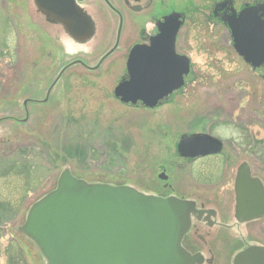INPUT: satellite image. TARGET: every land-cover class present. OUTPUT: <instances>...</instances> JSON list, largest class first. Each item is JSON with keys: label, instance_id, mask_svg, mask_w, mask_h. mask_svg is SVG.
<instances>
[{"label": "rangeland", "instance_id": "obj_1", "mask_svg": "<svg viewBox=\"0 0 264 264\" xmlns=\"http://www.w3.org/2000/svg\"><path fill=\"white\" fill-rule=\"evenodd\" d=\"M27 6L28 0H0V118L9 117L0 120V200H4L0 205L6 206L9 202L7 212L0 214L5 216L0 224V264H46L19 227L29 207L56 187L64 168L88 183L130 185L145 193L159 191L168 194L169 190L162 188L163 182L157 177L160 170L155 168L167 154L161 147L168 145L172 148L180 131L187 127L191 129L189 131H197L199 121H206L209 115L221 113L222 109L228 113L231 106L227 105V99L237 94H242L239 99L246 104V111L255 113V98L260 97L261 91L245 84L227 89L225 76H236L228 69L238 62L232 58L226 64L221 59L223 68L215 73L216 84L191 88L186 91L188 96L181 95L178 103L168 108L162 106L151 110L118 105L119 116L114 119L110 102L104 101L108 106L97 105L92 99L82 98L79 83L84 73L76 71L81 69L77 65L67 69L52 89L54 97L50 114L47 104L27 103L30 114L26 116L22 101L42 97L59 68L81 56V52L75 51L63 39H54L47 33L43 36L42 32L35 35L33 10ZM193 60L196 69L208 67L205 57L196 55ZM87 75L89 79L94 76ZM245 75L260 78L258 73L248 69ZM38 79L40 86L35 87ZM64 82L73 84L71 94L63 95L65 89L60 87ZM35 88L40 90L33 94ZM90 91L96 93V90ZM240 108L235 112L239 113ZM96 111L100 113L96 114L98 118ZM162 113L167 115L168 122L160 117ZM222 136L233 139L229 132ZM198 165L181 163L172 166L168 171V182L177 192L194 195L195 189L188 187L193 185L194 171L201 165L211 167L207 162ZM203 193L208 192L204 190ZM199 231L206 244L191 232L194 239L191 250L199 249L206 257L211 254L214 264H231L232 253L243 245L240 241L225 243L216 237L210 242L203 229ZM240 232L246 241L264 244V235L256 232L245 235L243 229ZM20 244L27 260L23 250L21 253L18 248Z\"/></svg>", "mask_w": 264, "mask_h": 264}, {"label": "flooded vegetation", "instance_id": "obj_2", "mask_svg": "<svg viewBox=\"0 0 264 264\" xmlns=\"http://www.w3.org/2000/svg\"><path fill=\"white\" fill-rule=\"evenodd\" d=\"M45 3L47 2L28 0L27 7L33 10L35 35L39 36L42 32L43 36L47 33V36L54 39H63L74 47L75 51L81 52V56H77L59 68L42 97H30L22 101V109L26 116L30 114L27 103L47 104V111L50 114L54 97L52 89L58 84L64 72L72 66H80L81 69L76 71L84 73L79 83L82 98L92 99L97 105L101 103L107 105L104 101L110 102L114 111L112 117L116 119L119 116L118 105L129 108L144 107L151 110L162 106L171 107L178 103L181 95L188 96L187 90L216 84L215 73L221 72L223 68L221 59H224L226 64H229L232 58L238 62V65L228 69L236 76L231 74L225 76V84L227 89L234 86L241 87L239 85L242 84L259 88L261 91L260 97L255 98L257 104L255 113L246 111V104L242 103L241 98L239 99L242 94H237L227 99L229 102L227 105L231 106L228 113L223 112L224 109H222L221 113L209 115L206 121L200 120L201 124L197 131H189L191 130L189 127L180 131L172 148L168 145L161 147L167 154L155 166L160 170L157 177L163 182L161 186L169 190L168 194L159 191L148 193L160 197L175 196L192 200L195 208L201 211L192 215L190 227L181 241L188 252L202 255L200 264H214L211 254L206 257L199 249L191 250V246L194 245L191 232L197 239L205 241L200 234V229H203L210 242L215 237L222 238L225 243L242 242V247L233 252L232 256L251 244L264 246L257 241H253L254 243L246 241L243 233L240 232L243 229L245 235L255 232L264 235V221H260L264 219V61L256 65L245 61L243 54L235 48L233 34L234 30L237 31V26H242L244 31L246 29L248 32L245 34L246 39L249 37V40H252L248 46L255 47V50L250 53L254 56L264 55V0H68L67 2L61 0L59 5L66 6L69 10L66 14L62 10L58 14L46 11L41 7V4ZM86 25L89 26V30L84 32ZM174 25H177V29L173 39V53L177 58L170 60L174 71L181 72L184 59L187 60V72L182 73L181 85L159 100L153 108L145 107L139 100L132 104L118 99L115 95L116 86L133 79L127 69L129 56L133 57L131 69L134 72L140 67L137 66L138 63L148 65L159 61L162 55L167 56L168 34ZM141 47L148 50L139 51ZM50 54L48 53L49 56ZM196 55L207 58L205 63L208 67L196 69L193 60ZM247 69L258 73L260 78L245 75ZM88 73L94 74L93 78L89 79ZM39 83L38 79L35 87H39ZM60 88L65 89L63 95L71 94L73 84L64 82ZM37 90L40 89L35 88L33 94L38 93ZM90 90H96V93ZM242 104L244 107L240 108ZM237 108H240L239 113L235 112ZM96 114L100 115L97 111L95 116ZM173 116L176 117V115ZM160 117L166 122L169 121L165 113H162ZM225 132H229L233 139L223 137ZM191 134H207L220 143V149L215 150L217 146L210 145V148L214 150L212 153L195 157L181 156L177 144L181 137ZM203 143L204 141H200L201 145ZM202 162L209 163L211 167L202 166ZM181 163L201 165H198L201 169L193 173L191 180H194L193 185L188 186L195 189L194 195L179 193L168 182L170 178L168 171L172 169V166L177 167ZM240 167L246 168L249 177L260 184L251 208L254 206L255 210L252 211L261 213V216L242 223L235 218V181ZM160 174L164 179L159 178ZM200 175L204 178L200 179ZM204 190L208 193H203ZM231 264H233V257Z\"/></svg>", "mask_w": 264, "mask_h": 264}, {"label": "water", "instance_id": "obj_3", "mask_svg": "<svg viewBox=\"0 0 264 264\" xmlns=\"http://www.w3.org/2000/svg\"><path fill=\"white\" fill-rule=\"evenodd\" d=\"M39 1L47 2L41 7L48 12H69L66 6L59 5L61 0ZM176 29L174 25L168 34V55L160 56L159 61L138 63L140 67L134 72L133 57L129 56L127 69L133 79L117 85L118 99L131 103L140 100L151 108L181 85L187 60L181 72H175L170 63L177 58L173 53ZM87 30L86 25L84 32ZM247 33L237 26L233 31L235 48L245 61L256 65L264 61V55L250 53L255 47L248 46L252 40L246 39ZM210 145L220 149V143L207 134H192L181 138L178 151L185 157L202 156L214 152ZM258 189L257 180L240 167L235 181L238 221L261 216L252 211L254 206L251 208ZM196 212L201 211L190 200L146 195L123 185L87 183L64 169L56 187L30 206L19 230L35 244L46 264H199L201 255H192L181 245L190 216ZM234 264H264V246H248L235 255Z\"/></svg>", "mask_w": 264, "mask_h": 264}, {"label": "trees", "instance_id": "obj_4", "mask_svg": "<svg viewBox=\"0 0 264 264\" xmlns=\"http://www.w3.org/2000/svg\"><path fill=\"white\" fill-rule=\"evenodd\" d=\"M0 204H2V202H4V200L3 199H1L0 200ZM8 207H9V202H8V204L5 206V205H3V206H1L0 205V214L1 213H5V212H7V209H8ZM4 217L5 216H0V224H2V222H4ZM0 227H1V225H0ZM19 248V250L21 251V253H22V250H23V252H24V248H23V246H21V244H20V247H18ZM19 252V251H18ZM18 252H17V254H18ZM19 255H20V252H19ZM24 255H25V257L26 258H24V259H26L27 260V256H26V254H25V252H24ZM23 259V258H22Z\"/></svg>", "mask_w": 264, "mask_h": 264}]
</instances>
